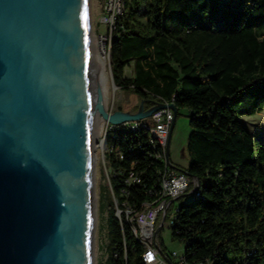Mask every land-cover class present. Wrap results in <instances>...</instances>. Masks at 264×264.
Here are the masks:
<instances>
[{"label": "trees", "instance_id": "trees-1", "mask_svg": "<svg viewBox=\"0 0 264 264\" xmlns=\"http://www.w3.org/2000/svg\"><path fill=\"white\" fill-rule=\"evenodd\" d=\"M124 1L110 47L115 83L140 92L146 107L165 100L189 110L187 171L200 194L180 204L172 237L191 262L264 264V142L241 118L264 109V0ZM131 62L134 75L126 76ZM107 141L116 195L131 168L141 174L126 187L140 208L163 167L157 148L140 129H115ZM105 223V264H145L143 244L114 202Z\"/></svg>", "mask_w": 264, "mask_h": 264}, {"label": "water", "instance_id": "water-1", "mask_svg": "<svg viewBox=\"0 0 264 264\" xmlns=\"http://www.w3.org/2000/svg\"><path fill=\"white\" fill-rule=\"evenodd\" d=\"M89 1L0 0V264H92V106L111 124L167 106L92 103Z\"/></svg>", "mask_w": 264, "mask_h": 264}, {"label": "built area", "instance_id": "built-area-1", "mask_svg": "<svg viewBox=\"0 0 264 264\" xmlns=\"http://www.w3.org/2000/svg\"><path fill=\"white\" fill-rule=\"evenodd\" d=\"M124 14V0H103L99 22L106 30L100 34V38L103 44H108L109 49L112 38L117 34L118 23ZM159 101L166 103L167 106L156 109L147 118L124 121L119 124L107 122L105 135L101 139V147L104 150L103 160L116 216L121 222L124 217L136 238L143 244L142 259L145 264H214L209 258L194 262L187 260L185 247L184 253L179 254L178 251L168 253L162 246L159 235L160 230L164 228L167 220H169V226L171 227L176 213L180 210V205L175 207V200L191 193L199 195L200 192L199 179L190 175L187 170L175 165L167 157L170 129L175 119V110L170 104H174V102ZM115 129L144 130L150 137L152 147L157 148L154 154L155 158L163 162V167L158 171L156 187L149 190L151 197L142 201L140 208H135V203L130 201L129 191L126 189L127 186L142 182L141 174L138 171L131 168L129 174L123 178L126 187L121 189L119 196L116 195L111 184V170L109 161L106 158V151L111 150L113 147L108 145L107 134ZM112 135L114 136V134ZM120 157H123L121 153Z\"/></svg>", "mask_w": 264, "mask_h": 264}, {"label": "rangeland", "instance_id": "rangeland-1", "mask_svg": "<svg viewBox=\"0 0 264 264\" xmlns=\"http://www.w3.org/2000/svg\"><path fill=\"white\" fill-rule=\"evenodd\" d=\"M90 31L94 33L98 44H102L100 34L104 33L106 28L100 24V14L102 11L103 0H90ZM108 45V44H107ZM102 44L105 51V60L107 63V73L109 75V99H108V111L113 112L117 109L122 110H137L143 101V96L140 92L135 89L121 88L119 87L112 75L111 64H110V51L111 48ZM108 47V48H106ZM106 48V49H105ZM127 66V74H133V63ZM130 69V70H129ZM246 125L250 128L252 133L264 142V109L251 115H243L241 117ZM189 111L187 107H181L178 110L176 123L174 125L171 142H170V159L178 167L188 170L191 157L187 149L190 133L192 127L189 122ZM106 122L103 127V131L100 140L105 135ZM100 136V135H99ZM103 149L98 148L96 151L97 160L95 163V193L97 195V220L95 225V244H94V257L93 264H105L107 256L106 246L108 239L106 237V216L113 203L111 191L109 189V182L106 175V167L104 165ZM193 194H188L175 200V207L180 205L182 202L191 200ZM160 240L162 246L168 253L178 251L179 254L184 253V243L179 239L172 237V230L169 226V220H167L164 228L160 230Z\"/></svg>", "mask_w": 264, "mask_h": 264}, {"label": "bare ground", "instance_id": "bare-ground-1", "mask_svg": "<svg viewBox=\"0 0 264 264\" xmlns=\"http://www.w3.org/2000/svg\"><path fill=\"white\" fill-rule=\"evenodd\" d=\"M88 25L86 30V39H87V50L89 56V63H90V71H91V78H92V103L95 101L96 97V89L98 87L101 88L104 104L108 109V99H109V75L107 71V63L105 60V51L102 44H98L96 37L93 32L90 31V2H89V9H88ZM107 124V121L104 117L98 112V110L92 106V113H91V144H92V167H91V174H90V185H91V201H92V211H93V221L94 226L96 225L97 220V195L95 193L94 183H95V163L97 159L96 151L98 148H101L102 143L100 140L101 134L103 131V127ZM101 133V134H100ZM100 135V136H99ZM94 257V255H93ZM93 264V263H92Z\"/></svg>", "mask_w": 264, "mask_h": 264}, {"label": "crops", "instance_id": "crops-1", "mask_svg": "<svg viewBox=\"0 0 264 264\" xmlns=\"http://www.w3.org/2000/svg\"><path fill=\"white\" fill-rule=\"evenodd\" d=\"M130 66H128V68H129ZM130 70V69H129ZM125 75L126 76H133L134 75V72H133V74H127V67L125 68ZM189 111V110H188ZM177 119V118H176ZM176 123V122H175Z\"/></svg>", "mask_w": 264, "mask_h": 264}]
</instances>
